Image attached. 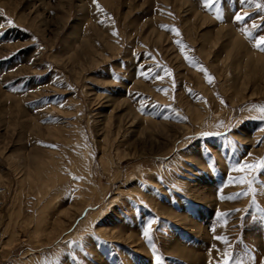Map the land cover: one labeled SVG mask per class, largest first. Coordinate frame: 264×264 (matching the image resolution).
I'll use <instances>...</instances> for the list:
<instances>
[{
  "label": "rangeland",
  "instance_id": "1",
  "mask_svg": "<svg viewBox=\"0 0 264 264\" xmlns=\"http://www.w3.org/2000/svg\"><path fill=\"white\" fill-rule=\"evenodd\" d=\"M257 4L0 0V264H264Z\"/></svg>",
  "mask_w": 264,
  "mask_h": 264
},
{
  "label": "snow or ice",
  "instance_id": "2",
  "mask_svg": "<svg viewBox=\"0 0 264 264\" xmlns=\"http://www.w3.org/2000/svg\"><path fill=\"white\" fill-rule=\"evenodd\" d=\"M218 0H204V5L205 7H208V8H212L213 5L215 3H217ZM258 8H262L264 7V5L262 4H257L256 5ZM97 7L99 8V5H97ZM100 11H103L102 9H100ZM216 13H217V18H221L220 17V10L217 8L216 10ZM247 15V14H245ZM245 15H241L239 13L235 14L234 15V19L236 21H242L245 19ZM9 23L11 24L12 21H9ZM166 27H171V30L172 31H176V29L174 28V26H166ZM253 28H257L259 27L258 25H256L255 23H253L252 25ZM245 31L247 32V29H245ZM177 34H179L177 32ZM248 35H251V32H247ZM177 43H180V41H177ZM261 44H264V35L260 36L257 40V47H259ZM182 51H183V48H182ZM185 59L188 60L190 63H195L194 60L190 57H188L187 55L185 56ZM140 66L137 65V68H139ZM200 70L202 72H205L207 74V69H205L204 67H200ZM152 68L151 67H148L146 71H141L140 72V75L142 76H148V75H151L152 73ZM165 72L168 74V75H172V73L165 68ZM158 78H161L162 77H158ZM208 81L209 83L212 82V77L211 76H208ZM163 91H167V89H163ZM262 112H264V109H261ZM260 119H264V116H261ZM205 135H212L211 133H205ZM51 147H55V145H50ZM250 155V154H249ZM261 167H264V159L260 160V161H257V162H254V163H243V164H240L238 166H236L235 170L236 171H239L241 173H248V174H251V172L255 171V170H258L260 169ZM230 180H234V181H237V182H240V183H249L251 184V180H246L244 176H237V177H231L229 176L228 177ZM247 193H237L236 195H246ZM154 221H150L147 226L143 229V232H142V235L143 237L149 242V244H151L152 248L155 249V244H152V236H151V232H152V223ZM217 240H221L223 239V237H220V236H217L216 237ZM225 243H227V241L225 240ZM230 259V253L226 250L224 253H223V258H222V261H219L218 264H228V261ZM153 264H162V256L160 254H156L154 257H153Z\"/></svg>",
  "mask_w": 264,
  "mask_h": 264
}]
</instances>
